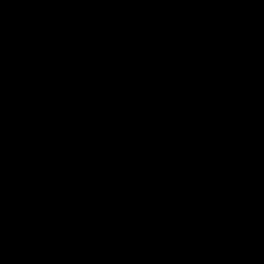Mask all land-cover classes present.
<instances>
[{"label":"water","instance_id":"water-1","mask_svg":"<svg viewBox=\"0 0 264 264\" xmlns=\"http://www.w3.org/2000/svg\"><path fill=\"white\" fill-rule=\"evenodd\" d=\"M203 264H264V248Z\"/></svg>","mask_w":264,"mask_h":264}]
</instances>
